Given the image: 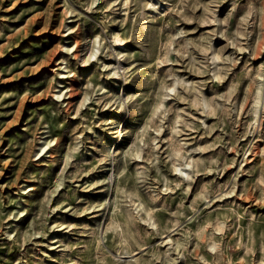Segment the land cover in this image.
I'll list each match as a JSON object with an SVG mask.
<instances>
[{"label":"rangeland","instance_id":"obj_1","mask_svg":"<svg viewBox=\"0 0 264 264\" xmlns=\"http://www.w3.org/2000/svg\"><path fill=\"white\" fill-rule=\"evenodd\" d=\"M0 264H264V0H0Z\"/></svg>","mask_w":264,"mask_h":264}]
</instances>
